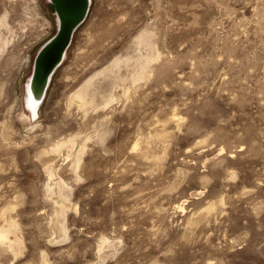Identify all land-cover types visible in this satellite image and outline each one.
Returning a JSON list of instances; mask_svg holds the SVG:
<instances>
[{
	"label": "rangeland",
	"instance_id": "1",
	"mask_svg": "<svg viewBox=\"0 0 264 264\" xmlns=\"http://www.w3.org/2000/svg\"><path fill=\"white\" fill-rule=\"evenodd\" d=\"M55 26L0 0V264H264V0H91L31 117Z\"/></svg>",
	"mask_w": 264,
	"mask_h": 264
},
{
	"label": "water",
	"instance_id": "2",
	"mask_svg": "<svg viewBox=\"0 0 264 264\" xmlns=\"http://www.w3.org/2000/svg\"><path fill=\"white\" fill-rule=\"evenodd\" d=\"M55 16V32L36 50L27 80L31 98L43 101L51 77L63 62L75 30L85 20L91 0H48Z\"/></svg>",
	"mask_w": 264,
	"mask_h": 264
},
{
	"label": "bare ground",
	"instance_id": "3",
	"mask_svg": "<svg viewBox=\"0 0 264 264\" xmlns=\"http://www.w3.org/2000/svg\"><path fill=\"white\" fill-rule=\"evenodd\" d=\"M48 1V0H47ZM49 2V1H48ZM91 4V3H90ZM55 24H56V22H55ZM56 27V26H55ZM141 41V40H140ZM138 62V61H137ZM142 65V64H141ZM136 69V68H135ZM135 74V73H134ZM29 77V76H28ZM52 78V77H51ZM91 85V84H90ZM88 91V90H87ZM83 92V91H82ZM96 93V92H95ZM82 93H76L75 95H74V97L73 98H76V99H78V100H80L81 98H82V95H81ZM87 95V94H86ZM31 96V94H29V89H28V84H27V82H26V85H25V93H24V105L26 106V110L30 113V116L31 117H36L37 115H38V109H39V106H40V104L38 105V101H36V100H34L33 98H31L30 97ZM90 96V95H89ZM22 99V98H21ZM77 100V101H78ZM82 101V100H81ZM78 104V103H77ZM28 119V118H27ZM62 143V142H61ZM60 143V144H61ZM59 145V144H58ZM57 149V148H56ZM78 164V163H77ZM48 167V166H47ZM51 168V167H50ZM49 168V169H50ZM51 171V170H50ZM48 190H49V188H48ZM51 190V189H50ZM63 193V192H62ZM51 194V193H50ZM62 195H64V194H62ZM55 201H57L56 199H54ZM53 200V201H54ZM62 201V200H61ZM63 203H64V201H63ZM58 204V203H57ZM60 204V203H59ZM63 205V204H62ZM58 207V206H57ZM56 208V207H55ZM59 210V209H58ZM60 212V211H59ZM61 216V215H60ZM59 216V217H60ZM58 218V217H57ZM5 220V219H4ZM1 221V220H0ZM1 223V222H0ZM15 224V223H14ZM12 222H5V224H3V225H0V240H4V239H7L8 238V236L9 235H11L10 233L11 232H16V231H18V230H14L15 228H17V227H15V225H14ZM56 227H57V225H56ZM59 228V227H58ZM61 230H64V229H61ZM65 231V230H64ZM59 233V232H58ZM19 234V233H18ZM13 235V234H12ZM17 236H19V235H17ZM10 238V237H9ZM16 238V237H15ZM20 238V237H19ZM11 239H13V238H11ZM16 240V239H15ZM15 240H13V241H15ZM12 241V240H11ZM18 241V240H17ZM20 241V240H19ZM18 241V242H19ZM2 242V241H1ZM0 242V243H1ZM20 243V242H19Z\"/></svg>",
	"mask_w": 264,
	"mask_h": 264
}]
</instances>
